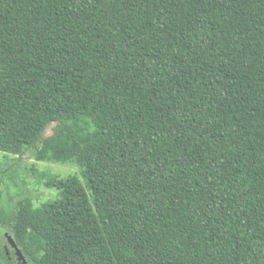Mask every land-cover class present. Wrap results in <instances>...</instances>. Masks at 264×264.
<instances>
[{
    "label": "trees",
    "instance_id": "16d2710c",
    "mask_svg": "<svg viewBox=\"0 0 264 264\" xmlns=\"http://www.w3.org/2000/svg\"><path fill=\"white\" fill-rule=\"evenodd\" d=\"M0 151V264H264V0H0Z\"/></svg>",
    "mask_w": 264,
    "mask_h": 264
},
{
    "label": "rangeland",
    "instance_id": "374dc122",
    "mask_svg": "<svg viewBox=\"0 0 264 264\" xmlns=\"http://www.w3.org/2000/svg\"><path fill=\"white\" fill-rule=\"evenodd\" d=\"M54 124L46 130V136L51 134ZM17 155L5 154L0 151V167L16 163L15 182L13 186L22 192L34 206L50 201L58 197L57 189L47 185V180L56 175L65 177L68 175L80 176L81 167L75 162H50L36 160L32 152H26L17 158ZM5 231L0 229V241L5 242Z\"/></svg>",
    "mask_w": 264,
    "mask_h": 264
},
{
    "label": "water",
    "instance_id": "95a60500",
    "mask_svg": "<svg viewBox=\"0 0 264 264\" xmlns=\"http://www.w3.org/2000/svg\"><path fill=\"white\" fill-rule=\"evenodd\" d=\"M5 236H6V239H7L8 243L10 244V246L13 247L15 252L19 255L20 251H19L17 245L15 244L14 240L12 239V237L9 236L7 233H5Z\"/></svg>",
    "mask_w": 264,
    "mask_h": 264
},
{
    "label": "flooded vegetation",
    "instance_id": "af4514ba",
    "mask_svg": "<svg viewBox=\"0 0 264 264\" xmlns=\"http://www.w3.org/2000/svg\"><path fill=\"white\" fill-rule=\"evenodd\" d=\"M9 244V243H8ZM10 245V244H9ZM11 247V246H10ZM11 248H13V247H11ZM15 251V250H14Z\"/></svg>",
    "mask_w": 264,
    "mask_h": 264
}]
</instances>
